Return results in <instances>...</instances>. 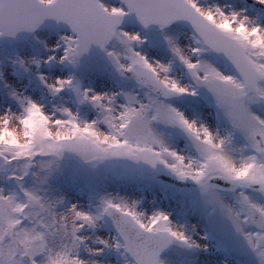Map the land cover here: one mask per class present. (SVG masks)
<instances>
[{
	"label": "snow or ice",
	"instance_id": "snow-or-ice-1",
	"mask_svg": "<svg viewBox=\"0 0 264 264\" xmlns=\"http://www.w3.org/2000/svg\"><path fill=\"white\" fill-rule=\"evenodd\" d=\"M0 264H264V0H0Z\"/></svg>",
	"mask_w": 264,
	"mask_h": 264
},
{
	"label": "rangeland",
	"instance_id": "rangeland-1",
	"mask_svg": "<svg viewBox=\"0 0 264 264\" xmlns=\"http://www.w3.org/2000/svg\"><path fill=\"white\" fill-rule=\"evenodd\" d=\"M220 2H230V0H220Z\"/></svg>",
	"mask_w": 264,
	"mask_h": 264
},
{
	"label": "water",
	"instance_id": "water-1",
	"mask_svg": "<svg viewBox=\"0 0 264 264\" xmlns=\"http://www.w3.org/2000/svg\"><path fill=\"white\" fill-rule=\"evenodd\" d=\"M252 2V0H249V3H251Z\"/></svg>",
	"mask_w": 264,
	"mask_h": 264
},
{
	"label": "bare ground",
	"instance_id": "bare-ground-1",
	"mask_svg": "<svg viewBox=\"0 0 264 264\" xmlns=\"http://www.w3.org/2000/svg\"><path fill=\"white\" fill-rule=\"evenodd\" d=\"M210 2H211V0H210ZM221 3H223V2H221Z\"/></svg>",
	"mask_w": 264,
	"mask_h": 264
}]
</instances>
